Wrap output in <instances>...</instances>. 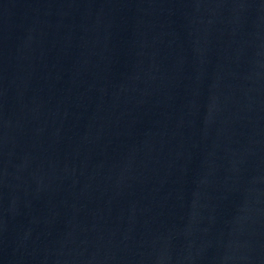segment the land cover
Segmentation results:
<instances>
[{
    "label": "water",
    "instance_id": "95a60500",
    "mask_svg": "<svg viewBox=\"0 0 264 264\" xmlns=\"http://www.w3.org/2000/svg\"><path fill=\"white\" fill-rule=\"evenodd\" d=\"M0 264H264V0H0Z\"/></svg>",
    "mask_w": 264,
    "mask_h": 264
}]
</instances>
